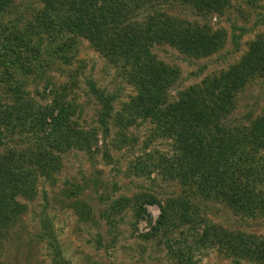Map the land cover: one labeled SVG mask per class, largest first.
Listing matches in <instances>:
<instances>
[{
  "label": "rangeland",
  "instance_id": "obj_1",
  "mask_svg": "<svg viewBox=\"0 0 264 264\" xmlns=\"http://www.w3.org/2000/svg\"><path fill=\"white\" fill-rule=\"evenodd\" d=\"M169 2L161 12L164 19L174 21V27L210 25L223 45L201 58L181 53L174 40L154 47L172 80L168 103L179 101L184 91L207 76L227 72L247 55L253 41L264 43V0H229L223 13L211 11L206 19L197 14L201 8L185 6L180 0ZM42 5L41 0H14L0 12V46L13 43L21 33L39 47L40 54L25 55V70L16 61L24 56L23 51L1 61V103L15 104L24 96L42 106H60L80 128L97 135L98 149L91 153L72 149L60 155L53 179L42 175L33 196L15 197L22 212L10 227L0 230V264H58L50 243L39 237L45 218L60 257L68 264H255L235 261L220 249L210 248L196 236L193 223L160 227V205L185 198L192 189L161 173V158L177 152L175 141L158 131L160 116L138 115L128 120L125 105L137 90L121 68L123 62L110 60L77 32L57 34L59 39L52 41L35 26L37 7ZM60 47L66 61L49 54ZM90 81L115 97L109 137L100 127L104 109L90 92ZM236 99L229 119L249 125L264 110V77L247 81ZM19 130L22 133L17 130L7 140L1 139L0 159L10 152L29 155L35 151L33 134ZM119 135L125 138L116 143ZM210 208V214L202 216L229 230L264 233V221L244 219L222 205L210 204Z\"/></svg>",
  "mask_w": 264,
  "mask_h": 264
},
{
  "label": "trees",
  "instance_id": "obj_2",
  "mask_svg": "<svg viewBox=\"0 0 264 264\" xmlns=\"http://www.w3.org/2000/svg\"><path fill=\"white\" fill-rule=\"evenodd\" d=\"M169 1L179 0H41L43 5L37 7L34 22L52 41L64 33L77 32L89 38L110 60L123 62L121 68L137 90L125 105L129 121L138 115L160 116L158 131L172 138L177 149L174 156L161 158V173L192 188L188 199L160 205V227L193 223L196 236L210 248L220 249L238 262L264 264V233L229 230L202 216L209 215L210 204H214L244 219L264 221V110L249 125L243 120L229 119L241 87L250 79L264 77V43L260 39L253 41L247 55L227 72L207 76L184 91L179 101L168 103L172 80L154 47L174 40L181 53L201 58L219 51L223 45L210 25L180 28L173 26L174 21L164 19L161 11L172 4ZM180 1L185 6L203 9L197 13L203 19L211 11L223 13L229 3V0ZM13 3L14 0H0V12ZM13 41L1 44L0 63L10 53L19 56L23 51L24 56L16 61L25 70L23 61L28 59L25 55H40L39 47L26 41L21 33ZM62 48H54L49 54L66 61L68 57L60 55ZM88 85L104 109L99 115L100 127L109 137L108 119L114 110L115 97L93 81ZM20 98L15 104H3L0 99V141L7 140L14 131L22 133L21 128L33 134L35 151L29 149L31 154L20 153L21 156L10 152L9 157L0 159V230L10 227L22 212L15 197L33 196L42 175L48 180L54 178L60 155L72 149L90 153L98 149L97 135L80 128L60 106L50 108L27 97ZM118 137L116 143L125 138ZM42 226L39 237L50 243L56 262L68 264L60 257L48 218L42 221Z\"/></svg>",
  "mask_w": 264,
  "mask_h": 264
}]
</instances>
